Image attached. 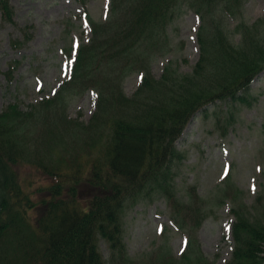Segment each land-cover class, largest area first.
Returning a JSON list of instances; mask_svg holds the SVG:
<instances>
[{"label":"trees","instance_id":"1","mask_svg":"<svg viewBox=\"0 0 264 264\" xmlns=\"http://www.w3.org/2000/svg\"><path fill=\"white\" fill-rule=\"evenodd\" d=\"M243 1L109 0L104 20L88 17L91 36L79 46L70 77L56 94L28 109L14 102L0 112V264H106L98 238L107 242L112 257L124 260L122 212L143 190L147 195L156 190L170 207L179 206L171 216L180 228L187 218L201 223L200 206L181 207L177 199L173 168L182 155L174 140L202 106L217 99L248 103L249 84L264 69V14L246 21ZM181 3L200 18L199 58L188 73H179L167 62L155 79L144 64L130 65L129 53L140 54L142 46L154 43ZM0 12L3 22H13L8 0H0ZM230 19L236 22L227 27ZM109 66L115 78L122 72V79L126 69L142 73L131 96L124 94L119 80L104 79ZM13 68L14 60L7 77ZM72 88L97 94L84 125L65 115L62 95ZM216 123H221L219 117ZM70 125L80 126L83 135L72 141L66 166L49 165L48 140L60 141ZM35 129L41 139L30 137ZM30 171L41 175L43 183L32 188L26 176ZM189 191L197 202L193 186ZM227 198L235 222L226 264H264V195H256L251 206L255 211L242 201L235 203L229 194ZM193 245L188 242L183 261L190 260ZM199 255L193 264H213Z\"/></svg>","mask_w":264,"mask_h":264},{"label":"rangeland","instance_id":"2","mask_svg":"<svg viewBox=\"0 0 264 264\" xmlns=\"http://www.w3.org/2000/svg\"><path fill=\"white\" fill-rule=\"evenodd\" d=\"M8 1L13 9V22H3L0 12V112L10 103L28 109L30 104L52 98L69 78L77 47L91 36L85 11L94 22H101L108 16L109 3V0H84L85 5L80 0ZM263 14L264 0L243 1L242 16L246 21L252 22ZM235 22V19L225 21L227 27ZM199 24L196 12L181 3L154 43L142 46L141 50L135 48L140 54L129 53L133 56L130 65L144 64L155 79L160 77L167 62H172L179 73L190 72L199 58ZM11 40L17 44H11ZM136 57L143 59L134 62ZM13 60L15 68L7 77L9 62ZM107 72L104 79L115 78L110 66ZM123 73V78L121 72L115 83L119 80L124 94L131 96L140 82V74L129 69ZM109 86L112 89L113 83ZM95 97V93L85 88L65 91L62 104L66 117L86 124L94 110ZM246 97L248 103L222 100L216 106H207L205 113L196 112L175 142L182 155L174 161L173 168L177 199L183 203L181 207L200 206L202 222L195 225L191 218L187 222L180 220L184 224L178 230L169 217L179 206L167 205L156 190L149 195L143 190L128 201L122 212L127 258L112 257L106 241L98 238L106 264H193L200 258L199 254L213 264L227 262L232 249L230 226L234 217L229 212V203L221 205L222 202L229 194L235 203L242 201L245 208L255 211L251 206L256 191L264 195V70L252 81ZM217 117L221 120L219 125H216ZM68 129L60 141L48 140L51 156L48 154L45 161L49 165L66 166L72 141L83 135L80 126L70 125ZM39 135L40 130L35 129L30 137L36 140ZM106 135V132L102 134L101 140ZM228 171L229 176L220 182ZM26 176L30 177L32 188L38 182L43 183L36 171L27 172ZM191 186L196 187L197 202L196 197L188 196ZM184 235L194 242L190 260L185 261L180 255L185 247Z\"/></svg>","mask_w":264,"mask_h":264}]
</instances>
